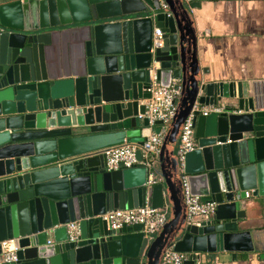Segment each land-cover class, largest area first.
<instances>
[{
  "label": "water",
  "instance_id": "obj_1",
  "mask_svg": "<svg viewBox=\"0 0 264 264\" xmlns=\"http://www.w3.org/2000/svg\"><path fill=\"white\" fill-rule=\"evenodd\" d=\"M203 1L0 0V243L17 248L8 262L0 247V264H163L167 250L183 264H264V108L246 83L200 68L191 10ZM153 76L181 90L171 123L154 124L158 168L109 171L104 150L145 141ZM218 104L194 112L184 162L190 194L216 211L186 225L175 147L191 109ZM145 205L170 214L151 238L101 219Z\"/></svg>",
  "mask_w": 264,
  "mask_h": 264
},
{
  "label": "built area",
  "instance_id": "obj_2",
  "mask_svg": "<svg viewBox=\"0 0 264 264\" xmlns=\"http://www.w3.org/2000/svg\"><path fill=\"white\" fill-rule=\"evenodd\" d=\"M161 32L159 29L153 30L152 44L153 48L160 45ZM150 98L144 101L145 113L139 116L140 119H147L149 127L152 129L155 122L160 121L162 126H168L175 114L177 100L180 96V87L172 84L169 88L161 87L153 76L151 86L148 90ZM223 104L208 107L194 106L188 117L184 121L177 140L174 151L177 169L182 184L183 198L186 207L185 224H197L202 220L212 217L216 211L217 205L214 202H202L198 197L192 196L189 192L187 176L184 173L185 156L196 149L197 143L194 137V128L192 120L194 112L202 116L211 113H223ZM164 134L153 133L145 137L142 146L136 144H123L104 150L106 157V167L109 171L119 169H130L134 167H144L152 170L157 162L163 144ZM140 150L141 160L136 159V151ZM149 184L152 182V174L148 177ZM249 194L246 193V197ZM165 209H155L148 205L140 208L128 210H113L101 216V219L107 222L112 229H119L123 226L141 225L145 237H154L166 225L168 219L165 215ZM67 228L70 235H74L76 225L68 224ZM1 258L4 261L16 260V244L13 240H6L0 243ZM186 255L167 250L163 257V264H183Z\"/></svg>",
  "mask_w": 264,
  "mask_h": 264
},
{
  "label": "crops",
  "instance_id": "obj_3",
  "mask_svg": "<svg viewBox=\"0 0 264 264\" xmlns=\"http://www.w3.org/2000/svg\"><path fill=\"white\" fill-rule=\"evenodd\" d=\"M191 15L198 41L199 65L206 69L207 78L246 83L248 96L254 99L256 109H263L264 0L203 1L200 8L191 10ZM142 133L147 137L155 133V127L145 128ZM250 225L251 222L246 223ZM257 247L259 249V245ZM227 258L226 264H245L240 258Z\"/></svg>",
  "mask_w": 264,
  "mask_h": 264
},
{
  "label": "rangeland",
  "instance_id": "obj_4",
  "mask_svg": "<svg viewBox=\"0 0 264 264\" xmlns=\"http://www.w3.org/2000/svg\"><path fill=\"white\" fill-rule=\"evenodd\" d=\"M180 176V175H179ZM165 213V215H166V217H167V219H169V213L166 211V212H164ZM160 233V232H159ZM159 233H157V234H159Z\"/></svg>",
  "mask_w": 264,
  "mask_h": 264
}]
</instances>
